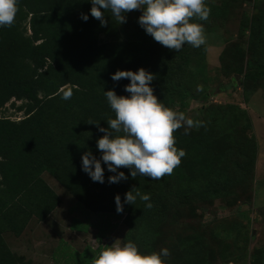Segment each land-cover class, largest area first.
<instances>
[{
  "label": "trees",
  "instance_id": "trees-1",
  "mask_svg": "<svg viewBox=\"0 0 264 264\" xmlns=\"http://www.w3.org/2000/svg\"><path fill=\"white\" fill-rule=\"evenodd\" d=\"M225 3L223 8L207 4L211 9L208 19L194 18L192 22L205 24L212 16L222 17ZM91 7L90 0H20L13 26L0 28V109L20 102L17 110L24 113L21 120L0 118V264H29L25 256L11 249L5 235L22 236L33 220L45 221L61 205V197L44 179L46 173L89 213L123 219L132 237L145 247L149 236L159 234L157 224L167 213L168 193L182 204L211 201L226 196L233 185L243 183L254 172L258 143L255 135L248 136L252 125L240 111L248 122L241 131L236 113L187 134L182 128L177 130L175 146L186 155L173 173L161 180L140 175L133 178L128 168H120L128 179L109 184L108 177L115 173L103 164L105 182L91 180L82 170L81 158L89 150L100 158L97 140L104 133L95 124L107 128V121L115 118L104 92L129 95L124 86L130 81L115 82L111 76L118 70L145 69L155 76L150 85L154 95L172 109L173 97L189 79L191 67L204 68L207 53V45L194 48L186 44L178 53L170 50L146 34L139 23L135 27H139L140 38L124 39L119 34L122 28L129 29L130 13L120 24L106 10L108 23L102 27L91 17ZM81 14L89 15L87 22ZM258 29L252 19L240 31L249 34L252 54L261 55L247 62L244 86L249 80L264 79V51L254 41ZM69 92L71 99L64 100ZM226 140L238 152L229 168L218 161L223 159ZM133 190V194H150L153 207L147 208L139 196L133 205L125 203V194ZM117 195L123 205L120 213ZM108 237L106 233L98 235V249L87 247L83 252L63 243L56 250L57 258H68L64 264H95L100 252L111 247L104 242ZM183 243L181 251L165 264H209L199 236L185 237ZM255 261L257 255L252 258ZM259 264H264V255Z\"/></svg>",
  "mask_w": 264,
  "mask_h": 264
},
{
  "label": "rangeland",
  "instance_id": "rangeland-1",
  "mask_svg": "<svg viewBox=\"0 0 264 264\" xmlns=\"http://www.w3.org/2000/svg\"><path fill=\"white\" fill-rule=\"evenodd\" d=\"M223 3L227 9L222 17L212 16L202 24L206 37L204 45L220 48V56L208 53L204 68L191 67L192 74L173 97L172 110L184 113L195 122L188 133L209 123L216 124L235 113L240 117L237 128L241 131L248 124L240 115V111H244L252 125L247 134L255 135L258 143L253 174L243 183L233 185L226 196L211 201L182 204L176 195L168 193L167 213L157 224L159 234L149 236L143 247L137 243L136 233L133 234L137 240L132 237L131 228L123 223V219L89 213L46 173L44 179L61 197V205L45 222L33 220L21 238L5 235L11 249L25 256L29 264H64L68 258L62 260L56 254L63 243L78 252L87 247L98 249L96 239L102 233L109 236L105 245L122 246L132 241L143 254L158 253L167 248L171 255L164 258L165 263L181 251L185 237L196 235L204 244L209 264H259L264 255V79H252L243 85L248 72L247 62L254 55H261L252 54L250 47L254 44L250 45L249 34L242 35L240 31L245 23L255 19L259 26L255 46L259 43L260 50L264 51V0H207L208 5L219 8H223ZM129 13L130 27L122 28L119 35L138 40L139 27L135 25L142 12L133 10ZM20 105V102L15 106L10 103L0 109V118L21 120L24 113L18 112ZM224 142L223 159L218 161L229 168L238 158V152L230 140ZM80 226L88 230L84 231ZM128 237H131L129 241ZM254 255L258 258L256 263L252 262Z\"/></svg>",
  "mask_w": 264,
  "mask_h": 264
},
{
  "label": "clouds",
  "instance_id": "clouds-1",
  "mask_svg": "<svg viewBox=\"0 0 264 264\" xmlns=\"http://www.w3.org/2000/svg\"><path fill=\"white\" fill-rule=\"evenodd\" d=\"M91 17L107 26L104 12L110 10L120 24L126 22V14L140 10L138 19L141 28L156 42L175 52L189 44L199 48L206 42L202 24L192 22L194 18L206 21L211 9L207 0H90ZM20 0H0V28L11 27L19 11ZM81 19L88 21V14H81ZM115 82L122 79L130 81L124 86L127 96H118L115 90L104 92L115 118L107 121V128L98 127L104 133L97 140V149L101 153L98 159L92 151L82 156V170L93 182H105V168L115 175L108 177V183H120L128 177L120 168H128L131 176L150 177L153 181L171 175L181 163L186 152L178 149L174 133L184 127L194 126V121L182 112H176L160 102L150 86L155 76L141 68L137 71L118 70L111 76ZM72 93L62 97L70 100ZM125 194V203L133 205L139 196L149 209L153 207L150 194ZM117 212H123L119 195L115 197ZM171 255L167 248L160 252L143 254L138 246L129 241L122 246L113 245L104 248L95 264H165L164 258Z\"/></svg>",
  "mask_w": 264,
  "mask_h": 264
},
{
  "label": "crops",
  "instance_id": "crops-1",
  "mask_svg": "<svg viewBox=\"0 0 264 264\" xmlns=\"http://www.w3.org/2000/svg\"><path fill=\"white\" fill-rule=\"evenodd\" d=\"M207 49H208V52L206 53V57H205V59L208 58V53H209V54H210V53L213 54V52H214V54H217V55L219 54V56H220V53H219V52H221V51H220V48H218V47H211V46H208V45H207ZM213 49H214V50H213ZM215 49H216V50H215ZM219 56H218V57H219ZM48 218H49V217H48ZM48 218H47V219H48ZM47 219H46V220H47ZM46 220H45V221H46ZM45 221H43V222H45ZM30 224H31V223H30ZM30 224H29V225H30ZM16 238H21V236H20V237H16ZM94 250H96V249H94ZM14 252H15V251H14ZM15 253H17V252H15ZM17 254H19V253H17ZM19 255H22V254H19Z\"/></svg>",
  "mask_w": 264,
  "mask_h": 264
}]
</instances>
